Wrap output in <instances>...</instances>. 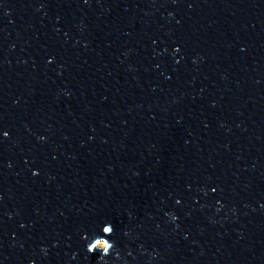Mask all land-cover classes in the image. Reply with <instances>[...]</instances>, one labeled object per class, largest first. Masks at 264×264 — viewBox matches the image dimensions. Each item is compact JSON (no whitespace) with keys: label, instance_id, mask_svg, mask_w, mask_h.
Instances as JSON below:
<instances>
[{"label":"water","instance_id":"water-1","mask_svg":"<svg viewBox=\"0 0 264 264\" xmlns=\"http://www.w3.org/2000/svg\"><path fill=\"white\" fill-rule=\"evenodd\" d=\"M0 264H264V0H0Z\"/></svg>","mask_w":264,"mask_h":264},{"label":"clouds","instance_id":"clouds-1","mask_svg":"<svg viewBox=\"0 0 264 264\" xmlns=\"http://www.w3.org/2000/svg\"><path fill=\"white\" fill-rule=\"evenodd\" d=\"M104 227H110V228H112V226H111V224L109 223V224H106ZM104 227H103V229H104ZM113 229V228H112ZM103 233H104V231H103ZM111 234V232H109V233H107V235H110ZM104 235H105V233H104ZM89 251H96V249H93V248H90L89 247ZM103 253V252H102ZM104 254V253H103Z\"/></svg>","mask_w":264,"mask_h":264}]
</instances>
